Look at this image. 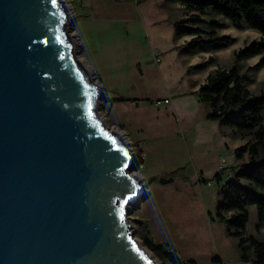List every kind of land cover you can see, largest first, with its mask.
Listing matches in <instances>:
<instances>
[{
    "label": "water",
    "instance_id": "obj_1",
    "mask_svg": "<svg viewBox=\"0 0 264 264\" xmlns=\"http://www.w3.org/2000/svg\"><path fill=\"white\" fill-rule=\"evenodd\" d=\"M68 23L63 0H0V264H156L128 217L133 154Z\"/></svg>",
    "mask_w": 264,
    "mask_h": 264
},
{
    "label": "rangeland",
    "instance_id": "obj_2",
    "mask_svg": "<svg viewBox=\"0 0 264 264\" xmlns=\"http://www.w3.org/2000/svg\"><path fill=\"white\" fill-rule=\"evenodd\" d=\"M139 1L147 11V24L143 20L137 23L133 17L141 11L137 0H128V7L113 0H63L75 56L101 88L98 115L130 148L137 165L131 173L144 186L140 202L128 207L134 238L156 264L168 263L143 245L144 227L154 242L168 243L184 261L250 264L241 260L237 238L229 236L217 215L221 186L232 180L230 170L238 163L234 151L248 138L221 125L202 131L209 109L197 102L194 92L216 69L236 67L250 77L245 86L252 95L264 93V67L247 71L264 54L235 62V54L259 42L261 36L244 24L237 27L221 15L207 14L198 26L204 32L202 38L214 30L216 37L228 36L233 41L227 47L192 52L188 43L193 36L176 37L174 31V25L190 15L183 7L173 0ZM213 22L220 27L212 29ZM160 49L166 65L161 69L157 64L155 70ZM168 89L179 95L178 109L171 107V95L170 105L156 107L163 93H170ZM126 91L128 98L136 100L116 99ZM133 101L136 107L131 106ZM120 102H128V108ZM221 168L227 171L221 173ZM161 179L171 181L161 183ZM247 211L246 235L261 240L264 224L257 230L256 208L248 206ZM249 255L251 258L252 253Z\"/></svg>",
    "mask_w": 264,
    "mask_h": 264
},
{
    "label": "trees",
    "instance_id": "obj_3",
    "mask_svg": "<svg viewBox=\"0 0 264 264\" xmlns=\"http://www.w3.org/2000/svg\"><path fill=\"white\" fill-rule=\"evenodd\" d=\"M190 15L174 25L176 37L193 36L188 43L189 51H205L227 47L232 43L228 36L216 37V32H207L206 37L198 26L204 23L207 14L221 15L237 27L244 24L257 31L261 39L253 42L235 54L239 63L264 54V0H173ZM212 29L218 26L213 22ZM264 67V55L260 61L247 71ZM250 82L247 74H240L236 67L216 69L200 85L198 100L208 109L207 118L219 122L237 134L245 136L247 143L235 149L234 156L238 163L232 168V180H228L219 191V218L227 226L229 236L237 238L241 260L250 264H264V237L257 240L246 235L248 206H254L257 212L256 229L264 224V93L252 95L245 84ZM247 155L246 162L243 161ZM139 165L141 160L137 161ZM227 168H221V173ZM220 180V175H217ZM229 213V216H226ZM143 245L156 258L168 264H196L184 261L168 243H156L144 227L141 231ZM252 253L250 258L249 253Z\"/></svg>",
    "mask_w": 264,
    "mask_h": 264
},
{
    "label": "crops",
    "instance_id": "obj_4",
    "mask_svg": "<svg viewBox=\"0 0 264 264\" xmlns=\"http://www.w3.org/2000/svg\"><path fill=\"white\" fill-rule=\"evenodd\" d=\"M113 1H115V3H116V5H125V6H127L128 7V0H113ZM130 1H133V0H130ZM133 4H135V3H133L132 2V4H131V8L133 9L134 7V5ZM136 4H138V5H141L140 6V10L142 11H140V13H137V12H134V19H135V21L137 22V23H139L140 22V20H143L144 22H145V24H147V18L144 16V13L146 14V12L147 11H143L144 9L142 8L143 7V5H142V2H140L139 0H137V3ZM147 27V26H146ZM160 52H161V55H160V57H158V58H156L157 59V63L156 62H154V64H153V68L156 70V65L158 64L160 67H161V69H163V67L166 65V63H165V59H164V56H163V50L162 49H160ZM159 58H160V60H159ZM154 61H155V59H154ZM158 72H161V71H158ZM206 80V79H205ZM198 90V89H197ZM196 90V91H197ZM168 91H169V89H168ZM195 91V92H196ZM170 93H168V94H164L163 93V99H161V100H165V99H167V100H169V102L167 103V104H163V105H161V107H166V106H168V105H170V103H171V100L168 98L169 96L168 95H171L172 97H173V99H172V104H171V107L172 108H175V109H178L180 106H181V100H180V97H179V95H176V94H174V92L173 91H169ZM194 92V94H196ZM196 96H197V94H196ZM118 101H122V100H124V101H128L129 99H132V100H136V98L135 97H129L128 98V91H126V93L124 94V95H121V96H117V98H116ZM196 99V98H195ZM158 100H160V99H158ZM197 100H198V97H197ZM197 100H192V101H194V103H200L201 105H204V106H206L205 104H203L202 102H200L199 100L197 101ZM197 101V102H196ZM120 103H123V104H120V105H124L125 107H127L128 108V106H129V104H128V102H120ZM138 104H134V101H133V103H131V106H133V107H136ZM157 107V106H156ZM158 107H160V106H158ZM207 107V106H206ZM208 108V107H207ZM207 115H208V113H207ZM207 115H206V117H205V122H203V124H201V130L203 131V130H205L206 129V127H216L217 125H221L219 122H216V121H210V120H208V118H207ZM221 126H223V125H221ZM225 127V126H224ZM227 128V127H226ZM213 136H216V135H213ZM213 157H214V161L216 162V156L215 155H213Z\"/></svg>",
    "mask_w": 264,
    "mask_h": 264
},
{
    "label": "built area",
    "instance_id": "obj_5",
    "mask_svg": "<svg viewBox=\"0 0 264 264\" xmlns=\"http://www.w3.org/2000/svg\"><path fill=\"white\" fill-rule=\"evenodd\" d=\"M169 102V100H167V99H165V100H157L156 102H155V105L156 106H161V105H163V104H167Z\"/></svg>",
    "mask_w": 264,
    "mask_h": 264
},
{
    "label": "snow or ice",
    "instance_id": "obj_6",
    "mask_svg": "<svg viewBox=\"0 0 264 264\" xmlns=\"http://www.w3.org/2000/svg\"><path fill=\"white\" fill-rule=\"evenodd\" d=\"M52 2H53V3H55V0H52ZM89 115H91V113H90V112H89ZM125 155H126V153H125Z\"/></svg>",
    "mask_w": 264,
    "mask_h": 264
},
{
    "label": "bare ground",
    "instance_id": "obj_7",
    "mask_svg": "<svg viewBox=\"0 0 264 264\" xmlns=\"http://www.w3.org/2000/svg\"><path fill=\"white\" fill-rule=\"evenodd\" d=\"M71 2V1H70Z\"/></svg>",
    "mask_w": 264,
    "mask_h": 264
}]
</instances>
